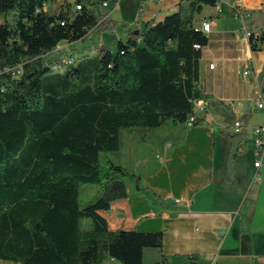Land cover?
Wrapping results in <instances>:
<instances>
[{"label": "trees", "instance_id": "1", "mask_svg": "<svg viewBox=\"0 0 264 264\" xmlns=\"http://www.w3.org/2000/svg\"><path fill=\"white\" fill-rule=\"evenodd\" d=\"M55 1L0 0V262L144 264L146 249L163 250V230L149 228L160 222L112 229L104 214L125 179L151 202H164L110 154L123 150L125 131L183 125L189 132L157 182L178 195L186 177L211 167L214 140L201 126L206 108H196L210 98L199 86L209 37L196 16L218 0H183L177 12L118 41L115 51L98 48L100 35L120 26L101 12L107 0H77V11L69 2L51 6ZM78 42L98 55L74 64L61 45ZM250 43L259 50L264 31ZM259 82L264 97V70ZM227 136L231 169L244 139L241 132ZM158 264H169L165 254Z\"/></svg>", "mask_w": 264, "mask_h": 264}, {"label": "crops", "instance_id": "2", "mask_svg": "<svg viewBox=\"0 0 264 264\" xmlns=\"http://www.w3.org/2000/svg\"><path fill=\"white\" fill-rule=\"evenodd\" d=\"M181 1L107 0L108 5L101 6V12L120 26L101 34L98 48H105L102 41L109 34L117 42L138 35L150 21L159 22L177 12ZM235 5L242 16L234 9ZM208 21L211 23L207 33L209 44L200 60L199 86L210 98L201 100L203 107L211 116L215 104L219 103L236 119L243 113L245 118L252 119L256 114L254 104L261 95L259 76L264 70V45L257 51L252 50L247 33L264 31V0H221L215 7L204 6L196 16V24L201 27ZM246 70L251 73L245 75ZM260 113L259 125L264 123V114ZM220 120L221 125L226 124ZM240 120L244 122V118ZM201 126L209 130L214 140L209 169L199 168L186 177L178 195L170 189L171 185L157 182L162 171L143 180L164 202L155 207L141 192H135L129 181H118L111 210L104 216L112 229L144 228L145 219L160 222L152 223L149 228L159 226L163 230V250L146 249L144 264L148 260L158 264L162 253L169 264H191L190 256L196 257L194 264H264V166L254 168V147L252 160L242 159L250 152L243 141L228 169L231 140L227 134L230 133L223 131V135L215 138L214 130H210L205 120ZM250 127L253 132L256 125ZM256 175L259 182L254 181ZM183 196L190 200L189 206L175 204V199ZM245 201L249 225L248 231L242 232L240 210ZM167 202H173L175 208L166 205ZM105 264L118 263L109 259Z\"/></svg>", "mask_w": 264, "mask_h": 264}, {"label": "rangeland", "instance_id": "3", "mask_svg": "<svg viewBox=\"0 0 264 264\" xmlns=\"http://www.w3.org/2000/svg\"><path fill=\"white\" fill-rule=\"evenodd\" d=\"M60 2H69L73 6L77 4V0H57L51 6L57 7ZM103 7V6H102ZM54 8V7H53ZM109 9V8H108ZM108 11V10H107ZM111 38V39H110ZM117 41L113 34H109L103 39L102 44L108 50L114 51L117 47ZM62 51H66L67 55L74 56V64L87 54L91 57L98 55V48L89 49L81 42L73 43L72 45L61 46ZM86 51V52H85ZM213 114L208 115V111L201 114L204 120L207 122L210 130L213 129V136L216 138L223 135V131L230 133L231 135L236 133L235 123H241V129L243 139L246 143L249 153L244 156V159L252 160V150L254 147V137L250 126H257L262 120L260 111H256L255 116L251 118H245L246 114L243 113L241 118H244V122L240 119H236L234 115L222 104H215L212 110ZM220 119L225 121V125H221ZM246 119V120H245ZM237 120V121H236ZM189 129L183 125L169 124L156 130L145 132H132L125 131L123 134L124 147L119 154H110L111 157L120 165L126 166L130 171L141 175L143 180H149L150 176L159 171L167 170V162L170 158L171 152L182 142L187 136ZM225 134V133H224ZM219 141V139H217ZM218 145L220 143L218 142ZM162 159H164L162 161ZM128 183V180H121ZM88 197L87 190L83 192V198ZM247 203V202H246ZM155 207L157 203L151 202ZM166 205L175 208L173 202H167ZM120 213V212H119ZM2 264V263H0ZM147 264H152L147 261Z\"/></svg>", "mask_w": 264, "mask_h": 264}, {"label": "built area", "instance_id": "4", "mask_svg": "<svg viewBox=\"0 0 264 264\" xmlns=\"http://www.w3.org/2000/svg\"><path fill=\"white\" fill-rule=\"evenodd\" d=\"M219 1H221V0H218V2ZM47 5L48 4H45V7ZM107 5H108L107 1H104L102 3L103 7H106ZM81 9H82V5L81 4H76L74 6V10H76V11L77 10H81ZM234 9L238 12V14L240 16H242V12H241L239 7H237L235 5ZM200 28H201V30L204 33L207 34L210 31L211 23L209 21L208 22H204ZM247 37L250 38L251 37V33H247ZM213 68H214V64H211L210 65V69H213ZM250 73H251L250 70H246L245 75H249ZM196 108L198 110H203L204 109L203 102H201V101L196 102ZM253 110L261 111L264 114V97L262 95H260V97L256 100V102L254 104V107H253ZM194 123H195V117H191L189 119V121L187 122V127L192 128ZM235 128H236V133H239L240 129H241V123L240 122H236L235 123ZM253 137H254V151H253L254 164L253 165H254L255 169H260L261 167L264 166V123H262V124L256 126L255 128H253ZM163 160L164 159H162V161ZM254 181L255 182H259L260 181L258 175H256L254 177ZM190 203H191L190 200L187 197H184V196L180 197L178 199H175V204L176 205H188L189 206Z\"/></svg>", "mask_w": 264, "mask_h": 264}]
</instances>
